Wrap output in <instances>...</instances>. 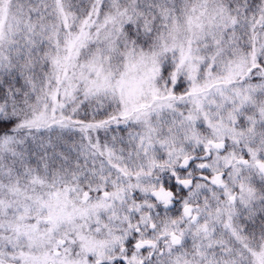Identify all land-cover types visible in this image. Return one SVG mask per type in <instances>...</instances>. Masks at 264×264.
Instances as JSON below:
<instances>
[{"label":"snow or ice","instance_id":"1","mask_svg":"<svg viewBox=\"0 0 264 264\" xmlns=\"http://www.w3.org/2000/svg\"><path fill=\"white\" fill-rule=\"evenodd\" d=\"M0 264H264V0H0Z\"/></svg>","mask_w":264,"mask_h":264}]
</instances>
